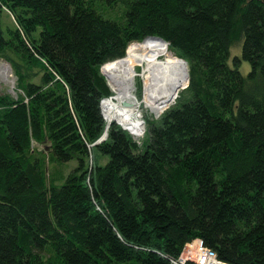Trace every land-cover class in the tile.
Here are the masks:
<instances>
[{
    "label": "trees",
    "instance_id": "obj_1",
    "mask_svg": "<svg viewBox=\"0 0 264 264\" xmlns=\"http://www.w3.org/2000/svg\"><path fill=\"white\" fill-rule=\"evenodd\" d=\"M156 37L187 87L143 149L115 122L91 146L103 67L137 76ZM0 60V264H171L194 238L264 264V0H0Z\"/></svg>",
    "mask_w": 264,
    "mask_h": 264
},
{
    "label": "rangeland",
    "instance_id": "obj_2",
    "mask_svg": "<svg viewBox=\"0 0 264 264\" xmlns=\"http://www.w3.org/2000/svg\"><path fill=\"white\" fill-rule=\"evenodd\" d=\"M131 44H135V43H131ZM143 44H147V46L150 45L152 47L158 46L160 48V53H158L156 56H153V59L148 66V68H150L149 69L150 72L145 73L144 77H142V75L144 73L143 70H145V69L142 65L143 64V58L141 57L142 58L141 72L137 76L132 75L136 80L135 89H134L135 99L137 102H142V100L144 99V86H145V84H149V85L156 84V85L160 86V88L162 87L164 89H167V92L172 95V99H171L172 102L168 107H166V109H167L176 103V101H177L176 98L178 96L179 91H181L187 87V86L186 87H184V86L190 77L186 76L185 67H183V63L181 62V60L177 56H174L170 51H167L166 48L163 49V46H161L160 43H158L156 41V43L155 42L154 43L153 42H144ZM147 46L142 45V47H143L142 48V55H143V50L149 48ZM241 47H242V45L231 48V54H232V57L230 58L231 61L233 60V57H235L236 55L239 54L238 56L239 57L241 56V54H242L241 53ZM137 69L140 71L139 67H137ZM102 71H103L104 79H105V81H107V85H108L109 90L111 92V95H109V97L105 96L103 100H106L108 98L110 100H112L114 92H112L111 87H110V83L106 77V73H107L106 66L103 67ZM250 71H251V64H249L248 61L242 59L240 62V72L243 75L247 76V74ZM188 73H189V71H188ZM188 73H187V75H188ZM14 75H15V73H14ZM117 77H120V76H117ZM8 78L4 79V77L2 75H0V92H2V93H3V91L9 92V90L13 87V85L15 87L17 86V83H18L17 79H15V81L13 83V80L11 82H9L10 78L9 79ZM103 108L104 107H103V103H102V113L104 114ZM166 109L162 113H155V112H152L145 104L141 105V107L139 108L138 114L140 116L142 123H144L143 124V132H142V128H141V134H143V135L142 136H133L132 135V136H133L134 141H136L137 144L140 146V149H143L144 141L146 140L147 135H148L147 134L148 125H149L148 121L152 118H159L162 114H164L166 112ZM105 121H107L106 117H105ZM113 122H115L116 124H119V122H117V121H113ZM112 123H110L109 125H107V123H106V128L103 131L101 137L95 143H93L91 146L99 144V143L103 142V140H106L108 138L107 134H108L110 127L112 126L111 125ZM119 125L121 126V124H119ZM121 128L123 130L125 129L122 126H121ZM125 130L130 134V131L128 129H125ZM91 155H92V153H91ZM90 158H91V156H90ZM108 161H109V157L103 158L101 162L106 163ZM76 166H77V161L71 160L69 162L60 163V164H58V166H53L51 171L53 172L54 175H57V176L58 175H66V174L70 173L71 170Z\"/></svg>",
    "mask_w": 264,
    "mask_h": 264
},
{
    "label": "bare ground",
    "instance_id": "obj_3",
    "mask_svg": "<svg viewBox=\"0 0 264 264\" xmlns=\"http://www.w3.org/2000/svg\"><path fill=\"white\" fill-rule=\"evenodd\" d=\"M153 38V37H152ZM159 39V38H156ZM162 43L161 39H159ZM155 41V40H154ZM154 41H149L153 42ZM158 42V41H157ZM156 43V41H155ZM165 43V42H164ZM167 46V43H165ZM147 44H143V46ZM149 48L143 50V67L145 73L150 72L148 68L153 56L160 53V48L158 46H147ZM143 48V47H142ZM168 50V46L166 47ZM169 51V50H168ZM183 61V60H182ZM184 62V61H183ZM185 63V62H184ZM186 64V63H185ZM107 80L110 83V87L114 95L112 100L109 98L102 100L104 115L107 119L106 123L109 125L113 121L119 122L121 126L130 131L133 136H142L141 128L143 132V124L139 116V108L141 105L145 104L152 112L162 113L166 107H168L172 102V95L167 92V89L160 88V86L154 84H145L144 86V99L142 102H137L135 99L134 89H135V78L132 76L124 75L117 77L113 74L107 75ZM189 77V76H188ZM6 81V80H5ZM189 80H187L185 86ZM184 86V87H185ZM105 101V102H104Z\"/></svg>",
    "mask_w": 264,
    "mask_h": 264
},
{
    "label": "built area",
    "instance_id": "obj_4",
    "mask_svg": "<svg viewBox=\"0 0 264 264\" xmlns=\"http://www.w3.org/2000/svg\"><path fill=\"white\" fill-rule=\"evenodd\" d=\"M0 75L4 79H9V82L15 79L18 80L17 75H14L13 69L10 64L6 63L3 60H0ZM13 85V84H12ZM17 86L9 90V92L16 96ZM104 97L101 99L100 103ZM102 110V103H101ZM103 114V113H102ZM105 117V116H104ZM171 264H231L219 259L218 254L215 250L207 246L203 240L199 238H194L190 242L186 243L178 257H175L170 260Z\"/></svg>",
    "mask_w": 264,
    "mask_h": 264
},
{
    "label": "water",
    "instance_id": "obj_5",
    "mask_svg": "<svg viewBox=\"0 0 264 264\" xmlns=\"http://www.w3.org/2000/svg\"><path fill=\"white\" fill-rule=\"evenodd\" d=\"M156 38H158V37H156ZM159 39H161V38H159ZM162 40V39H161ZM162 41H164L165 43H167L164 39L162 40ZM186 63V62H185Z\"/></svg>",
    "mask_w": 264,
    "mask_h": 264
}]
</instances>
